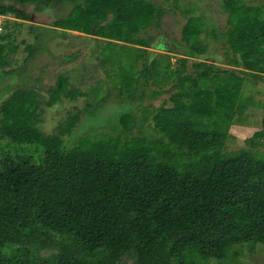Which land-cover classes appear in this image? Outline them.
Segmentation results:
<instances>
[{"label": "trees", "instance_id": "16d2710c", "mask_svg": "<svg viewBox=\"0 0 264 264\" xmlns=\"http://www.w3.org/2000/svg\"><path fill=\"white\" fill-rule=\"evenodd\" d=\"M28 4L36 10L71 6L53 25L63 34L102 38L96 58L108 77L106 95L114 94L120 107L99 113L107 97L100 96L103 80L83 90L66 73L47 88V98L25 87L2 100L0 264H221L236 245L264 244V158L223 144L234 115L247 104L246 77L264 73L260 9L224 0L228 28L219 37L232 63L249 72L189 60L206 52L199 16L188 17L181 29L187 57L175 66L167 55L146 58L133 44L146 46L140 32L165 13L152 1L0 0V14L29 19L17 7ZM7 19L0 74L11 73L16 48L12 33L3 32ZM90 94L84 111L70 112L52 133L40 128L45 107ZM165 94L158 106H139L144 95ZM84 117L93 124L114 120V134L80 133L76 126ZM148 117L157 136L144 132ZM249 141L264 146V117Z\"/></svg>", "mask_w": 264, "mask_h": 264}, {"label": "rangeland", "instance_id": "374dc122", "mask_svg": "<svg viewBox=\"0 0 264 264\" xmlns=\"http://www.w3.org/2000/svg\"><path fill=\"white\" fill-rule=\"evenodd\" d=\"M152 1L164 8L165 13L158 24L140 32V35L147 40L146 46L133 44L135 47H141L146 50V58H157L161 55H167L175 66L179 58L187 57L184 49L180 46L183 43L181 29L185 21L190 16H199L203 22L200 40L206 44V52L203 56L188 57L189 60L207 61L219 66L233 68L235 70H245L240 65H234L233 54L226 42H223L219 36L228 28L229 11L224 6V0H147ZM248 8H259L264 16V0H239ZM24 9L29 19H18L11 13L7 15L4 33H12L11 42L16 46L15 52L11 53L9 68L10 74H0V103L8 94L17 89L33 87L39 95L47 98V88L51 86L60 73H66L70 79L79 88L86 90L89 84L95 80H103L100 96L106 95L109 86L108 77L103 67L96 58L98 46L102 38L91 34H85L77 31L67 30V33H61L60 29L53 25V22L59 16H65L71 6L56 5L49 8L36 10L34 5H17ZM161 42L164 47H159ZM32 47V53L27 50V46ZM80 51L72 60L64 61V55ZM137 65H141L137 63ZM251 72V71H249ZM256 80L247 78L243 87V97L247 101L242 112L234 115L233 124L228 130V136L223 140L224 148L227 151H238L240 149H249L259 158H264V146L257 144L251 145L249 139L253 133L262 128V118L264 117V73H259ZM104 100L100 101L101 108L99 113L112 114L120 107L119 99L114 94L106 95ZM89 97L81 96L76 100L63 99L51 107H45L40 128L46 133H52L59 121L65 120L67 115L80 109L84 111V106ZM168 95H161L156 98H150L144 95L142 105L152 103L158 106ZM169 103V102H167ZM138 120L142 118V112L135 109ZM93 119V118H91ZM82 118L77 129L82 134H114L110 125L114 120L106 122L104 118L93 122ZM149 129L144 130L149 137L157 136L158 133L152 129V120L148 117L147 123ZM94 126V130L91 128ZM138 126L132 128L136 132ZM235 252L221 264H264V244L250 246L247 244L236 245L232 247ZM130 260H127L128 264ZM218 260L211 259L207 264H218Z\"/></svg>", "mask_w": 264, "mask_h": 264}, {"label": "built area", "instance_id": "2783aa9c", "mask_svg": "<svg viewBox=\"0 0 264 264\" xmlns=\"http://www.w3.org/2000/svg\"><path fill=\"white\" fill-rule=\"evenodd\" d=\"M7 15L10 14H4V15L0 14V32L2 31L5 19L8 17Z\"/></svg>", "mask_w": 264, "mask_h": 264}]
</instances>
